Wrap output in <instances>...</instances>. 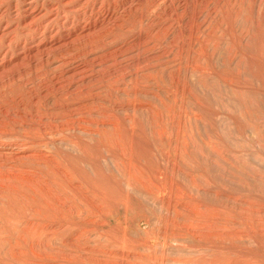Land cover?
Segmentation results:
<instances>
[{"label": "rangeland", "instance_id": "1", "mask_svg": "<svg viewBox=\"0 0 264 264\" xmlns=\"http://www.w3.org/2000/svg\"><path fill=\"white\" fill-rule=\"evenodd\" d=\"M10 66L0 264H264V0H0Z\"/></svg>", "mask_w": 264, "mask_h": 264}, {"label": "bare ground", "instance_id": "2", "mask_svg": "<svg viewBox=\"0 0 264 264\" xmlns=\"http://www.w3.org/2000/svg\"><path fill=\"white\" fill-rule=\"evenodd\" d=\"M131 2V1H130ZM112 17V16H111ZM109 18V17H108ZM95 21V20H94ZM100 23H103V22H100ZM105 24V23H104ZM93 25V24H91ZM100 25V24H99ZM98 25V26H99ZM97 27V25H94L92 26L87 33H85L84 35H77L73 41H77V40H80L81 38H89L91 37L94 33H95V28ZM101 26V25H100ZM110 26V25H109ZM82 27V26H81ZM82 29V28H81ZM41 30V29H40ZM70 33V32H69ZM78 33V32H77ZM80 33V32H79ZM75 34V33H74ZM66 36V35H65ZM141 36V35H140ZM71 38V37H70ZM67 39V38H66ZM24 41V40H23ZM38 41V40H37ZM49 41V40H48ZM61 45V44H60ZM48 46V45H47ZM51 46V45H50ZM69 47V45H66L65 47ZM41 46H37V47H30L31 49L29 50V52L27 54H25V57L23 58L22 57V60L17 64V68H22L24 66L27 65V61H34L38 58L39 54H44L48 51H50V48H40ZM56 48V47H55ZM64 49V48H63ZM59 50V49H58ZM26 51H24L25 53ZM56 52V51H55ZM108 56V55H106ZM37 62V61H36ZM38 63V62H37ZM8 66V65H7ZM30 66V65H29ZM33 66V65H32ZM36 66V65H35ZM38 66V65H37ZM11 67V66H10ZM16 67H11V69H2L0 70V81L3 82V80H8L11 78V76L13 77L14 73L16 72ZM28 69V68H27ZM21 73V72H20ZM9 171V170H8ZM61 171V170H60ZM13 172V171H12ZM62 172V171H61ZM134 172V171H133ZM17 173V171H16ZM19 173V172H18ZM3 174V173H2ZM65 174V173H64ZM7 175V174H6ZM17 175V174H16ZM13 177V176H12ZM24 177V176H23ZM28 177V176H27ZM66 177V176H65ZM7 178V177H6ZM67 178V177H66ZM43 183V182H42ZM39 184V183H38ZM41 186V185H40ZM45 186V185H44ZM49 192V191H48ZM52 193V192H51ZM35 246L37 247H40V248H43L45 247L44 244H42V242L40 241H37Z\"/></svg>", "mask_w": 264, "mask_h": 264}]
</instances>
